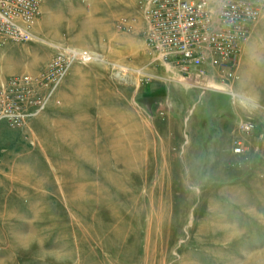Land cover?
Segmentation results:
<instances>
[{
    "label": "rangeland",
    "instance_id": "374dc122",
    "mask_svg": "<svg viewBox=\"0 0 264 264\" xmlns=\"http://www.w3.org/2000/svg\"><path fill=\"white\" fill-rule=\"evenodd\" d=\"M41 8L0 51L46 99L0 123V264H264V11L226 79L153 60L139 0Z\"/></svg>",
    "mask_w": 264,
    "mask_h": 264
},
{
    "label": "built area",
    "instance_id": "2783aa9c",
    "mask_svg": "<svg viewBox=\"0 0 264 264\" xmlns=\"http://www.w3.org/2000/svg\"><path fill=\"white\" fill-rule=\"evenodd\" d=\"M42 2L0 0V44L32 37ZM139 7L146 48L153 60L187 76L206 73V64L227 66L224 77L230 79L235 77L232 68L264 11V0H139ZM67 50L70 61L76 56L86 62L94 59L88 49ZM61 61V56L54 60ZM33 78L13 75L0 83V123L26 120L46 106V99L35 103L31 97ZM33 103L37 106L31 110Z\"/></svg>",
    "mask_w": 264,
    "mask_h": 264
},
{
    "label": "crops",
    "instance_id": "0c3cea01",
    "mask_svg": "<svg viewBox=\"0 0 264 264\" xmlns=\"http://www.w3.org/2000/svg\"><path fill=\"white\" fill-rule=\"evenodd\" d=\"M41 11H42V8H41ZM123 17V16H122ZM255 28V27H254ZM251 39V37L249 38V41H248V43H254L253 41L254 40H250ZM10 43L11 42H5V43H3V44H0V51L1 52H3L2 54H7V53H9L8 52V50H10L9 48L10 47H12V48H14L13 46H10ZM247 43V44H248ZM8 56V55H7ZM3 59H5V58H3ZM6 59H8V58H6ZM10 59V61H9V63H8V61H6L8 64H6L5 66H4V68H0V73H5V72H7L6 74H11V73H19V72H21V71H24V70H26V65L23 63L24 62V60H22V61H20L19 59H18V61H17V63L14 61V59L13 58H9ZM12 60V61H11ZM11 72V73H10ZM1 79V78H0Z\"/></svg>",
    "mask_w": 264,
    "mask_h": 264
},
{
    "label": "bare ground",
    "instance_id": "6f19581e",
    "mask_svg": "<svg viewBox=\"0 0 264 264\" xmlns=\"http://www.w3.org/2000/svg\"><path fill=\"white\" fill-rule=\"evenodd\" d=\"M118 74H119V72H117V75H118ZM117 75H116V76H117ZM121 75H122V74H121ZM119 77H120V76H119ZM120 129H121V128H120ZM115 130H116V132H118L117 129H115ZM118 130H119V129H118ZM117 134H118V135H116V133H115V138H116V137H117V138H116L115 140H113V141H114V145H113L112 148H113V151H114V152L117 151L119 148H121V144H122V143L119 142V141H120V140H119L120 138L118 139V137H120V135H119V133H117ZM83 156H84V155H83Z\"/></svg>",
    "mask_w": 264,
    "mask_h": 264
}]
</instances>
